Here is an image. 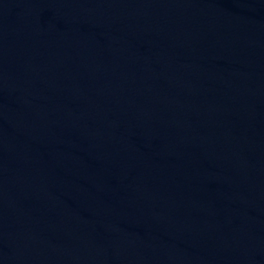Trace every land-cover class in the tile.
<instances>
[{
	"label": "water",
	"instance_id": "obj_1",
	"mask_svg": "<svg viewBox=\"0 0 264 264\" xmlns=\"http://www.w3.org/2000/svg\"><path fill=\"white\" fill-rule=\"evenodd\" d=\"M0 264H264V0H0Z\"/></svg>",
	"mask_w": 264,
	"mask_h": 264
}]
</instances>
